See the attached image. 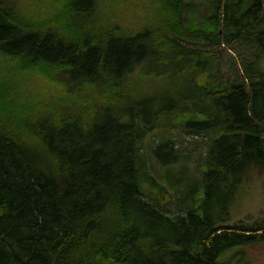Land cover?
<instances>
[{
	"label": "trees",
	"instance_id": "obj_1",
	"mask_svg": "<svg viewBox=\"0 0 264 264\" xmlns=\"http://www.w3.org/2000/svg\"><path fill=\"white\" fill-rule=\"evenodd\" d=\"M234 44L264 53V0H0V264H258L230 209L264 69L225 76ZM156 129L207 138L197 174Z\"/></svg>",
	"mask_w": 264,
	"mask_h": 264
},
{
	"label": "rangeland",
	"instance_id": "obj_2",
	"mask_svg": "<svg viewBox=\"0 0 264 264\" xmlns=\"http://www.w3.org/2000/svg\"><path fill=\"white\" fill-rule=\"evenodd\" d=\"M143 13L142 8L137 5L134 8V14L140 16ZM251 53L245 49L244 45L234 44L233 48L226 50L223 60L224 75L232 79L241 80V76L236 74V68L240 70V75H244L243 64L253 62L254 66L249 67V72L254 68L264 69V53L251 60ZM158 122H161V120ZM157 122V123H158ZM167 134V138L172 140L182 149L184 156H188L185 163L190 173H196V168H201L204 164V154L206 152L205 136L194 137L185 132L167 131L165 129H156L150 138L149 146H155L161 142L162 138ZM151 150V149H150ZM148 151V161H150L151 153ZM153 167L152 172L155 176L165 173L160 166ZM149 170V169H148ZM164 171V172H163ZM166 175V173H165ZM164 175V176H165ZM184 178L190 180V177L184 172ZM232 223L245 221L247 223H256L264 220V171L252 168L243 184L239 187L237 195L231 205ZM247 254L258 264L264 262V243L251 246L246 249ZM230 254V253H229ZM228 254V255H229ZM232 255V254H231ZM229 255L228 257H230Z\"/></svg>",
	"mask_w": 264,
	"mask_h": 264
}]
</instances>
